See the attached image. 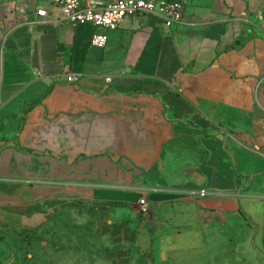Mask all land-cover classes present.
<instances>
[{"label":"crops","instance_id":"0c3cea01","mask_svg":"<svg viewBox=\"0 0 264 264\" xmlns=\"http://www.w3.org/2000/svg\"><path fill=\"white\" fill-rule=\"evenodd\" d=\"M182 1L169 29L140 16L75 25L52 0L0 2V213L42 221L93 205L127 239L138 226L151 264L174 252L223 264L198 253L213 220L262 227L264 0Z\"/></svg>","mask_w":264,"mask_h":264},{"label":"rangeland","instance_id":"374dc122","mask_svg":"<svg viewBox=\"0 0 264 264\" xmlns=\"http://www.w3.org/2000/svg\"><path fill=\"white\" fill-rule=\"evenodd\" d=\"M262 179L259 178L260 181ZM72 207L71 223L77 225L88 223L98 231V233H92L95 240L92 253L81 251L79 254H74L73 251H63V247L60 246L48 247L46 254L38 258V260L42 259L43 264H143L145 260L154 261V254L145 253L138 245V226L131 227L132 232L127 239L124 227L123 231L114 232L111 219L99 216L98 220L88 206ZM263 207V204L257 205L254 216H261ZM40 221V216L19 218L0 213V264H18L21 261L24 249L21 248L23 244L20 234L21 232L27 234ZM232 227L242 229L234 233ZM155 231L156 228L153 235ZM263 238L264 224L260 227L246 216L242 219L227 217L222 221L213 220L205 230L206 243L198 248V253L202 254L200 258L202 261L216 258L222 259L223 264H264ZM66 242L67 240L64 239L63 244ZM79 242L77 238L73 240V244H79ZM102 246L109 249L105 251ZM114 246H121L122 249L113 250ZM37 253L40 254V252ZM172 256L168 264H178L180 256L175 252Z\"/></svg>","mask_w":264,"mask_h":264},{"label":"built area","instance_id":"2783aa9c","mask_svg":"<svg viewBox=\"0 0 264 264\" xmlns=\"http://www.w3.org/2000/svg\"><path fill=\"white\" fill-rule=\"evenodd\" d=\"M61 8L64 18L75 25H91L98 28L115 29L127 16L148 17L164 28H173L184 22L185 6L182 0H52ZM40 18L47 16L44 8L37 10ZM108 35L95 32L91 44L104 48ZM79 76L69 73L67 80L74 82ZM111 81V77L107 78ZM202 190L200 195H205ZM139 212L148 217L151 215V205L145 197L138 201Z\"/></svg>","mask_w":264,"mask_h":264},{"label":"trees","instance_id":"16d2710c","mask_svg":"<svg viewBox=\"0 0 264 264\" xmlns=\"http://www.w3.org/2000/svg\"><path fill=\"white\" fill-rule=\"evenodd\" d=\"M79 206H88L90 212L99 220L100 215L95 206L85 204L84 202H80L76 205V207ZM72 209L73 207L69 206L50 211L48 216L44 220L38 222V225L30 232L27 234H22L21 232L20 235L22 236L23 244L21 248L24 249V256L18 264H43L42 259L38 260V258L46 254L48 247L60 246L63 247V251H73L74 254H79L81 251L92 253L95 243L92 233H98V231L94 230L88 223L82 225L71 223L72 220L70 218ZM135 226L137 225L135 224ZM238 229L242 228L232 227L234 233L238 232ZM76 238L80 240L79 244H73V240ZM64 239L67 240L66 244H63ZM262 241L264 243V238ZM102 247L105 248V251L109 249L105 246ZM112 249L118 250L122 249V247L114 246ZM37 252H40V254ZM31 253L32 256H30ZM143 264H151V262L145 260Z\"/></svg>","mask_w":264,"mask_h":264}]
</instances>
